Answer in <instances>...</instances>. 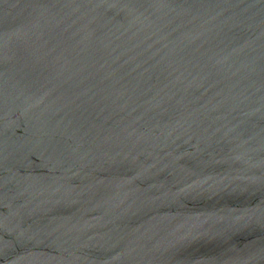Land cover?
Returning <instances> with one entry per match:
<instances>
[{
  "label": "water",
  "instance_id": "95a60500",
  "mask_svg": "<svg viewBox=\"0 0 264 264\" xmlns=\"http://www.w3.org/2000/svg\"><path fill=\"white\" fill-rule=\"evenodd\" d=\"M0 264H264V0H0Z\"/></svg>",
  "mask_w": 264,
  "mask_h": 264
}]
</instances>
